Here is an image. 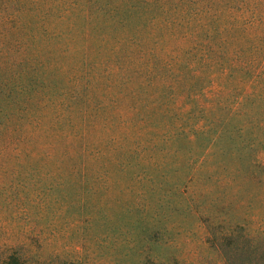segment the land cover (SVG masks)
<instances>
[{
    "label": "trees",
    "instance_id": "obj_1",
    "mask_svg": "<svg viewBox=\"0 0 264 264\" xmlns=\"http://www.w3.org/2000/svg\"><path fill=\"white\" fill-rule=\"evenodd\" d=\"M255 141L264 143V0H0L3 238L14 222L74 206L154 189L166 199L178 151L191 162L172 190L189 193L207 160ZM45 231L56 234L32 225L0 239V264H82L55 248L41 255L35 234ZM207 235L220 264H264V240L242 226Z\"/></svg>",
    "mask_w": 264,
    "mask_h": 264
},
{
    "label": "rangeland",
    "instance_id": "obj_2",
    "mask_svg": "<svg viewBox=\"0 0 264 264\" xmlns=\"http://www.w3.org/2000/svg\"><path fill=\"white\" fill-rule=\"evenodd\" d=\"M263 152L264 143L255 141L251 152L207 160L186 185L189 193L183 194L172 190L171 182H182L191 160L178 151L167 161L176 169L167 173L165 187L171 190L163 192L166 199L154 189L123 203L93 209L74 206L53 216L19 220L8 230L20 237L26 226L50 227L56 233L53 238L47 231L35 234L43 242L41 255L56 249L59 256L82 264H220L219 254L206 241L211 226L227 230L239 225L264 240ZM101 182L96 196L102 198L103 178ZM3 236L0 239L13 240L12 235Z\"/></svg>",
    "mask_w": 264,
    "mask_h": 264
}]
</instances>
